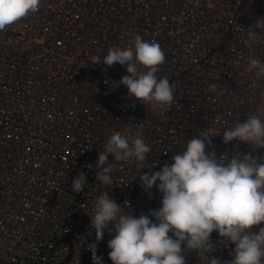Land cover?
Segmentation results:
<instances>
[{"label":"built area","instance_id":"obj_1","mask_svg":"<svg viewBox=\"0 0 264 264\" xmlns=\"http://www.w3.org/2000/svg\"><path fill=\"white\" fill-rule=\"evenodd\" d=\"M261 17L264 0H40L37 11L0 30V264H93L89 215L104 192L122 214L162 207L155 187L150 194L140 186L134 160L121 163L112 185L87 167L113 132L142 135L151 147L145 168L158 163L151 171L201 134L214 136L206 151L231 158L237 142L224 144L222 132L250 115L264 120V76L247 71L249 57L264 63ZM136 35L165 53L157 76L174 86L171 106L153 110L128 98L117 84L127 66L102 62L111 47H134ZM209 84L218 90L207 91ZM81 171L88 183L75 193ZM114 235L105 232L98 244L104 264H112ZM226 247L213 253L222 264L235 245ZM185 254L187 264H201L195 252Z\"/></svg>","mask_w":264,"mask_h":264},{"label":"clouds","instance_id":"obj_2","mask_svg":"<svg viewBox=\"0 0 264 264\" xmlns=\"http://www.w3.org/2000/svg\"><path fill=\"white\" fill-rule=\"evenodd\" d=\"M39 4L40 0H0V30L37 11ZM255 25L264 27V17L258 18ZM248 38L257 42L259 35L250 31ZM102 62L107 67L116 63L127 66L129 74L117 84L126 86L128 98L134 96L153 110L174 102V86L169 78L157 76L165 62L159 43L136 35L134 47H111ZM139 66L146 71L138 73ZM247 71L264 76V63L249 57ZM218 88L217 84H209L207 91L216 92ZM222 133L224 144L237 142L231 158L228 153L206 151L212 147L214 136L201 134L190 139L186 148L174 154L172 162H165L160 171H151L158 163L145 168L151 147L139 132H113L109 136L96 164L87 167L97 169L98 181L112 185L121 163L134 160L140 186L150 194L155 187L162 194V207L139 217L134 212L122 214L121 204L107 192L101 194L94 202V215H89L96 237V243H89L88 249L93 264H104L97 247L105 232L115 233L108 241L112 264H187L186 250L195 252L201 264H222L213 253L225 241L228 247L235 245L232 259L226 264H264V156L253 154L264 149V120L250 115ZM241 143L248 144L252 152H242ZM110 154L114 162H109ZM87 183L88 175L81 171L73 180L72 191L84 192ZM213 232L218 233V243L212 240Z\"/></svg>","mask_w":264,"mask_h":264},{"label":"bare ground","instance_id":"obj_3","mask_svg":"<svg viewBox=\"0 0 264 264\" xmlns=\"http://www.w3.org/2000/svg\"><path fill=\"white\" fill-rule=\"evenodd\" d=\"M248 1H250V0H248ZM201 29L204 31V28H203V26H202V28H201ZM201 29H199V31L196 33V35H198L199 37H201V36H202Z\"/></svg>","mask_w":264,"mask_h":264}]
</instances>
